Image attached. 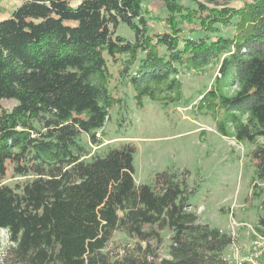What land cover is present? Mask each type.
Instances as JSON below:
<instances>
[{
  "label": "trees",
  "instance_id": "16d2710c",
  "mask_svg": "<svg viewBox=\"0 0 264 264\" xmlns=\"http://www.w3.org/2000/svg\"><path fill=\"white\" fill-rule=\"evenodd\" d=\"M150 1L20 0L0 20V229L10 241L2 264H228L236 237L192 210L187 170L136 184L132 142L90 159L79 150L82 133L101 140L121 100L110 63L124 64L120 77L142 105L146 96L180 100V67L217 61V87L200 107L224 111L216 127L225 137H264V0H160L159 17L149 16ZM251 161L253 228L264 236V144ZM10 170L28 178L3 183Z\"/></svg>",
  "mask_w": 264,
  "mask_h": 264
},
{
  "label": "rangeland",
  "instance_id": "374dc122",
  "mask_svg": "<svg viewBox=\"0 0 264 264\" xmlns=\"http://www.w3.org/2000/svg\"><path fill=\"white\" fill-rule=\"evenodd\" d=\"M249 1L233 0L231 5L242 7ZM17 3L18 0H0V18L9 16ZM145 8L151 17L164 13L160 0L145 3ZM150 23L157 29H164L162 23L154 20ZM232 32L233 28L221 27L220 30L226 36ZM118 33L133 37L126 26H120ZM123 65L110 63V90L121 100L112 107L102 134H97L101 139L98 143L91 142L85 133L78 138L79 150L84 152L82 159L132 142L137 147L134 156L136 184L151 183L155 173L164 170H187L188 184L195 189L189 200L192 210L201 220L214 226L221 224L229 229L233 221L237 222L236 247L243 253L255 238L251 227L259 219L260 201L253 198L255 166L251 152L257 144H264V137L257 143L227 138L216 127L224 111L217 108L212 112L200 107L203 94L217 87L219 63L214 61L200 71L181 66V99L165 104L146 96L142 105L137 104L133 86L120 77L119 69ZM1 103L11 108L16 101L3 100ZM27 178L16 176L10 170L3 183L14 186ZM199 206L204 207L201 214L197 211ZM122 239L124 236L118 234L117 240ZM9 244L7 230L0 229V264L6 262Z\"/></svg>",
  "mask_w": 264,
  "mask_h": 264
},
{
  "label": "built area",
  "instance_id": "2783aa9c",
  "mask_svg": "<svg viewBox=\"0 0 264 264\" xmlns=\"http://www.w3.org/2000/svg\"><path fill=\"white\" fill-rule=\"evenodd\" d=\"M204 210L203 206H199L197 211L201 214ZM237 222L233 221V225L229 227V233L234 237L236 236ZM254 240L251 243L250 248L246 254L240 253V250L236 248L234 252L225 253L224 258L227 260L228 264H264V236L255 231L251 227Z\"/></svg>",
  "mask_w": 264,
  "mask_h": 264
},
{
  "label": "crops",
  "instance_id": "0c3cea01",
  "mask_svg": "<svg viewBox=\"0 0 264 264\" xmlns=\"http://www.w3.org/2000/svg\"><path fill=\"white\" fill-rule=\"evenodd\" d=\"M19 4H20V0H18L17 5H19ZM15 8H16V7H15ZM6 17H7V16H6ZM1 19H2V18H0V20H1ZM227 138H229V137H227ZM231 139H232V138H231ZM204 221H205V220H204ZM205 222H207V220H206ZM217 227L221 228L223 231L229 232V229L227 228L228 226L225 227V226H221V224H218ZM252 241H253V240H252ZM252 241H250L249 244L246 245V246H248V247H245V248H244L242 254H246V253L248 252V249L250 248ZM236 246H237L236 242H235L234 244L228 246V247L226 248V250H225V253L234 252V250L237 248ZM235 247H236V248H235Z\"/></svg>",
  "mask_w": 264,
  "mask_h": 264
},
{
  "label": "bare ground",
  "instance_id": "6f19581e",
  "mask_svg": "<svg viewBox=\"0 0 264 264\" xmlns=\"http://www.w3.org/2000/svg\"><path fill=\"white\" fill-rule=\"evenodd\" d=\"M238 224V223H237Z\"/></svg>",
  "mask_w": 264,
  "mask_h": 264
}]
</instances>
